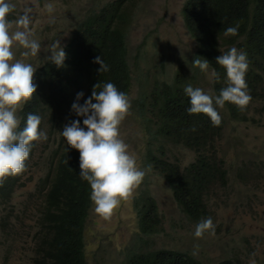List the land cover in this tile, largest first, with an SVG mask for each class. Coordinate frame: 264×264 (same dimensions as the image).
I'll return each instance as SVG.
<instances>
[{
	"label": "trees",
	"instance_id": "1",
	"mask_svg": "<svg viewBox=\"0 0 264 264\" xmlns=\"http://www.w3.org/2000/svg\"><path fill=\"white\" fill-rule=\"evenodd\" d=\"M131 1L117 0L98 12H88L64 48V66L58 68L48 61L38 68L34 75L37 91L17 114L21 129L29 113L39 115L40 130L46 131L48 125L47 140L52 144L55 142L57 147L33 196L40 201L36 206L38 230L32 247L35 264H86L84 229L92 203L91 187L80 176L79 153L69 148L61 134L64 126L76 119H80L83 127V119L72 111L78 93H84L80 100L83 104L91 96L94 85H101L96 89L99 92L105 83L111 82L129 97L130 115L148 135L139 161L140 169L146 172L144 178L147 173L161 176L180 210L194 224L211 218L205 198L212 192L207 193L227 183L225 162L218 157L217 149L224 128L233 119L248 122L249 106L264 101V0H187L182 16L194 43L191 64L175 69L170 82L158 76L141 75L142 89L138 100L131 99L133 79L127 37L132 19L124 11ZM230 26H238V35H224ZM232 47L247 54L250 70L248 68L246 73V83L252 99L244 111L228 102L223 109L217 108L222 123L215 127L207 116L189 114L190 98L184 88L188 84L200 88L201 82L207 79L209 94L218 96L227 86V77L225 69L216 64V58ZM98 56L108 65L107 72H98L100 65L94 63ZM196 57L209 62L208 72L193 66ZM212 69L218 73V81L211 76ZM53 135L58 141H52ZM37 143L33 142L26 161L28 171ZM171 147L193 151L196 158L181 167L169 155ZM27 170L6 178L0 187V215H4L0 231L4 237H12L7 254L12 252V244L16 242L10 221L22 222L26 218H20L13 198L25 183L22 178ZM133 209L140 232L135 246L122 253L123 264H203L187 252L152 248L145 239L160 234L165 220L158 202L144 185L133 200ZM234 263V260H227L220 264Z\"/></svg>",
	"mask_w": 264,
	"mask_h": 264
},
{
	"label": "rangeland",
	"instance_id": "2",
	"mask_svg": "<svg viewBox=\"0 0 264 264\" xmlns=\"http://www.w3.org/2000/svg\"><path fill=\"white\" fill-rule=\"evenodd\" d=\"M115 1L7 0L15 5L10 20L22 15L26 7L32 8L31 38L41 45L37 57L25 58L21 55L25 50L16 44L13 47L15 58L31 63L37 71L46 63L45 57L51 55L48 51L53 43L60 40L61 47L65 48L88 12H98ZM186 2L133 0L124 7L132 19L127 37L133 79L132 100H138L141 94V75L158 76L170 82L175 69L191 64L194 43L182 16ZM47 4H52V12L47 10ZM15 30L14 26L12 31ZM207 83L204 79L200 88L209 93ZM248 111L250 122H228L217 147L230 179L226 188L213 190L208 199L215 236L205 233L203 238H196V224L180 210L167 183L161 176L147 173V178H143L132 197L121 201L110 220L100 217L92 202L84 229L86 264H123L122 253L135 246L140 232L133 211V198L135 200L143 185L158 202L165 220L160 234L145 237L152 248L187 252L203 264H220L227 260H234V264H264V108L251 104ZM136 121L128 115L120 126V134L140 168L145 134L144 128ZM47 130L48 125L46 131L42 129L45 133ZM52 141H58V137L53 135ZM37 144L31 169L22 178L25 183L13 198L20 218H26L22 222L10 221L16 235L10 254L6 250L12 237L6 238L0 231V264H35L32 247L38 230L36 206L40 201L33 196L57 148L55 142L52 144L49 140ZM171 156L181 167L196 157L192 151L177 147H172ZM3 217L0 215V221Z\"/></svg>",
	"mask_w": 264,
	"mask_h": 264
},
{
	"label": "clouds",
	"instance_id": "3",
	"mask_svg": "<svg viewBox=\"0 0 264 264\" xmlns=\"http://www.w3.org/2000/svg\"><path fill=\"white\" fill-rule=\"evenodd\" d=\"M46 8L49 12L53 11L52 4H47ZM14 10V4L0 0V187H3L6 178L21 175L27 170L26 161L29 159L33 142L47 140V134L40 130L39 115L29 113L25 126L20 128L21 119L17 113L23 110L37 91L34 83L36 68L31 63L16 59L13 47L18 44L25 50L21 55L27 58L37 57L41 52V45L31 38L32 8L26 7L22 15L10 20L9 16ZM14 26L16 30L12 31ZM224 35H238V26L228 27ZM48 52L51 55L45 57V62L50 61L58 68L64 66L66 53L61 47L60 40L53 43ZM94 63L100 65L99 73L109 70L101 56L96 57ZM216 64L225 69L227 77V86L221 89L218 96H212L198 87L193 88L191 84L185 86L184 92L190 98V107L187 109L189 114H203L210 118L213 126L219 127L222 117L217 108L223 109L228 102L244 111L252 97L246 83V73L248 68L250 70L246 52L232 47L227 53L216 58ZM193 66L202 72H208L210 64L206 59L196 57ZM211 76L219 80L215 69H212ZM100 87L99 83L94 85L91 96L84 100L83 104L80 100L83 99L84 93L77 94L72 111L78 118L83 119V127L80 119H76L65 125L61 134L69 148L79 153L80 176L91 187V202L95 205V212L108 221L121 201L132 197L146 172L137 166L136 158L130 154L129 146L120 134L122 122L130 115L129 97L111 82L105 83L102 90L97 92L96 89ZM253 105H261L264 108V101H258ZM249 122L250 120L242 121ZM144 139L146 143L148 135H144ZM171 151L172 147L169 151L170 156ZM194 154L196 156V153ZM229 179L227 171L226 185L217 186L213 190L226 188ZM208 199L207 196L205 203H208ZM205 233L215 236L212 217L196 224L195 237L203 238Z\"/></svg>",
	"mask_w": 264,
	"mask_h": 264
},
{
	"label": "bare ground",
	"instance_id": "4",
	"mask_svg": "<svg viewBox=\"0 0 264 264\" xmlns=\"http://www.w3.org/2000/svg\"><path fill=\"white\" fill-rule=\"evenodd\" d=\"M129 9V8H128ZM127 11V10H126ZM93 15V14H92ZM43 236V235H42ZM41 239V238H40Z\"/></svg>",
	"mask_w": 264,
	"mask_h": 264
}]
</instances>
